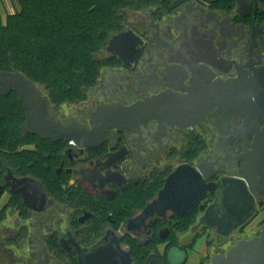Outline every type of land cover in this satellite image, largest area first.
Instances as JSON below:
<instances>
[{
  "label": "flooded vegetation",
  "instance_id": "af4514ba",
  "mask_svg": "<svg viewBox=\"0 0 264 264\" xmlns=\"http://www.w3.org/2000/svg\"><path fill=\"white\" fill-rule=\"evenodd\" d=\"M181 3L186 18L161 20ZM242 12L246 16L239 13L237 0H157L132 12L124 28L108 39L97 54L99 76L82 89L81 99L54 103L43 92L48 119L62 126L77 124L92 132L82 135V141L93 140L90 145L41 140L23 128L25 137L38 139L18 149L32 160L0 168V222L15 216L0 237V247H10V260L3 264H80L79 258H88L102 242L131 264H178L183 259L187 264L190 252L196 255L194 264H214L237 241L260 235V156L254 165L251 218L222 233L219 219L224 221L225 209L211 205L223 182L241 178L244 155L252 150L261 123L249 135L240 116L225 120L218 110L190 128L157 119L107 128L103 125L111 119L96 121L101 108L111 110L115 119L120 109L162 92L185 94L196 81L212 83L218 78L213 66L220 71L246 63L264 67V3ZM120 34L123 38L116 41ZM177 169L195 170L199 180L175 182L168 200L161 201L166 181ZM156 200L159 204L151 205ZM252 220L256 228L247 234L244 228Z\"/></svg>",
  "mask_w": 264,
  "mask_h": 264
},
{
  "label": "water",
  "instance_id": "95a60500",
  "mask_svg": "<svg viewBox=\"0 0 264 264\" xmlns=\"http://www.w3.org/2000/svg\"><path fill=\"white\" fill-rule=\"evenodd\" d=\"M253 6L237 0V9L240 14L243 10L255 7L256 3H264V0H253ZM185 4L181 3L171 15L161 18L168 19L186 18ZM188 30V28H187ZM123 38V35L115 37L116 41ZM213 77L218 75L212 83L196 81L185 94L162 92L152 96L145 102H137L135 105L120 109L118 117L112 119V111L102 109L98 111L97 120L103 122L111 119L109 125H119L126 121H145L157 119L181 128L194 127L202 123L209 112L218 110L225 120L230 117L240 116L243 119L241 128L246 134L252 135L256 132L260 123L263 125L261 131L256 132L252 143V150L244 155V168L237 183L227 182L222 184L220 192L216 196L211 208L223 206L224 230L227 233L232 229L244 224L253 214V174L257 156L264 159V67H255L252 63H246L236 68L229 66L220 71L216 66L212 67ZM221 76H228L222 79ZM14 94L25 112V129L36 135L41 140H74L78 145H90L92 138L82 141L81 136L92 132L86 131L77 124L62 126L47 118L48 101L40 86L28 79L18 70L0 71V97ZM96 121H92L93 129L96 128ZM118 121V122H117ZM104 128V129H105ZM90 141V142H89ZM199 173L189 170L183 173L182 169L174 171L167 179L164 189L160 194L161 201L168 200L170 190L175 189V182H184L189 179L195 182L199 180ZM17 192V190H14ZM160 200L154 201L151 205H158ZM150 205V206H151ZM101 244V245H100ZM88 253V258H79L80 264H131L130 258H117L111 251V246L103 242ZM110 252H105V249ZM97 254L99 258H93ZM184 259L178 264H183ZM162 264V263H156ZM214 264H264V225L257 237L237 241L227 251L226 256L214 260Z\"/></svg>",
  "mask_w": 264,
  "mask_h": 264
},
{
  "label": "trees",
  "instance_id": "16d2710c",
  "mask_svg": "<svg viewBox=\"0 0 264 264\" xmlns=\"http://www.w3.org/2000/svg\"><path fill=\"white\" fill-rule=\"evenodd\" d=\"M16 1L19 11L7 14L5 20L0 13V71L22 72L41 86L54 103L81 99L82 89L92 86L99 76L102 62L96 55L108 39L124 28L132 12L157 3V0ZM24 123L25 112L16 96L0 97V168L13 169L32 160L29 152L18 151L25 143H32L33 138L38 142L32 135H23Z\"/></svg>",
  "mask_w": 264,
  "mask_h": 264
},
{
  "label": "rangeland",
  "instance_id": "374dc122",
  "mask_svg": "<svg viewBox=\"0 0 264 264\" xmlns=\"http://www.w3.org/2000/svg\"><path fill=\"white\" fill-rule=\"evenodd\" d=\"M16 4H17L16 0H0V13L2 15L3 20H5V17L7 14L16 11ZM96 57H98V55H96ZM14 218H15L14 215L7 216L4 221L0 222V237L5 235L8 227H12ZM255 224H256L255 220H252L244 228V232L247 234H250L251 232H253L256 228ZM9 251H10V247H0V264H3L5 262H9L10 258H6ZM195 256L196 255L193 252H190L189 253L190 258H189V261L187 262V264H194L195 263Z\"/></svg>",
  "mask_w": 264,
  "mask_h": 264
},
{
  "label": "crops",
  "instance_id": "0c3cea01",
  "mask_svg": "<svg viewBox=\"0 0 264 264\" xmlns=\"http://www.w3.org/2000/svg\"><path fill=\"white\" fill-rule=\"evenodd\" d=\"M16 11H19V5H18V3L16 4ZM16 11H14V12H16ZM14 12H12V13H14Z\"/></svg>",
  "mask_w": 264,
  "mask_h": 264
}]
</instances>
